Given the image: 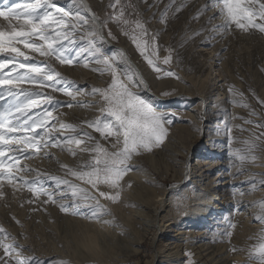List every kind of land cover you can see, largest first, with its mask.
<instances>
[{
    "label": "snow or ice",
    "instance_id": "6c2138e0",
    "mask_svg": "<svg viewBox=\"0 0 264 264\" xmlns=\"http://www.w3.org/2000/svg\"><path fill=\"white\" fill-rule=\"evenodd\" d=\"M144 2L152 9L160 0ZM185 7L183 0H168L159 12V23L166 26ZM107 8L110 11L101 16L87 0H70L66 7L58 0H23L10 6L5 0V5H0V198L5 196L7 186L13 195L29 194L24 203L35 205L32 212L47 211L45 206L54 205L61 213L122 229L109 204L123 202L122 194L132 187L131 181H125L128 173L143 171L133 163L134 158L152 153L168 138L170 126L178 118L169 103L188 101L190 97L177 95L175 89L161 91L158 96L152 94L148 77L132 65L123 50H106L108 40L116 39L109 27L112 24L151 69L148 76L187 83L171 67L178 62L173 49L164 48L166 54L160 55L159 30L148 27L151 16L145 19L133 0H109ZM209 11L212 15L208 20L219 22L212 24L204 44L236 31L264 35V0H206L192 19ZM203 30L191 32L187 39ZM81 64L104 78L102 86H80L57 69V65ZM248 91L259 109L249 103L243 91L227 85L228 103L248 113L247 117L232 115L231 120L243 123L230 125L227 110L223 111L232 177L246 171V164H255L257 153L264 151V97L251 88ZM57 94L67 99L61 100ZM89 96L92 99L88 102L82 99ZM74 106L93 108L97 114L78 123L68 122L62 109ZM182 106L186 105H177ZM220 115L217 112V119ZM234 129L249 135L238 140ZM236 143L241 146L236 147ZM52 149L69 154L77 163L70 165L57 159L58 172L39 170L28 163L37 157L56 159ZM184 179H189L187 171ZM241 183L249 185V193L254 192L264 187V173H252ZM232 187L233 197L241 198L234 208L238 211L245 192L236 185ZM192 199L185 193L174 200L178 216L206 207L192 204ZM247 203L260 223L258 233L248 238L253 242L243 248L231 244L232 229L236 227L231 215L220 235L228 239L229 251L246 253L244 261L233 264H264V197ZM125 207L135 204L125 203ZM12 219L20 224L15 217ZM26 252L27 246L0 226V264H72L70 259ZM186 257L188 264H193L191 253Z\"/></svg>",
    "mask_w": 264,
    "mask_h": 264
},
{
    "label": "rangeland",
    "instance_id": "374dc122",
    "mask_svg": "<svg viewBox=\"0 0 264 264\" xmlns=\"http://www.w3.org/2000/svg\"><path fill=\"white\" fill-rule=\"evenodd\" d=\"M87 1L92 10L101 16L104 15L105 11H110L107 8L109 0ZM21 2L23 0H7V6ZM58 2L61 6L66 7L70 0H58ZM205 2L206 0H183L186 7L175 18H170L165 26L159 23L158 16L168 0H160L159 5L152 9H148L144 0H133L145 19L151 16L148 27L152 30H159L160 55L166 54L164 48L170 47L173 49L178 62H174L171 67L183 80L187 81L186 84L172 78H165L160 81L155 78L154 74L148 76L151 69L136 53L131 42L112 24L109 27L116 35V39L109 40L114 46L125 45L126 52L128 51L127 55L129 54L128 56L133 59V63L136 65L135 68L140 69L148 77L151 92L157 96L161 91L172 89H175L176 93H183V96L185 94L195 96V98L188 101H172L169 103L168 107L176 110L178 117L170 126V129L175 126L178 129L175 132L169 131L168 138L161 147L154 149L152 153L137 156L133 160L134 164L139 165L156 181V184H153V181L145 183L150 187V196L161 194L162 191L169 188V185H174L180 181L178 179H182L184 174L183 164L188 157V151L193 150L194 153L197 151L198 154L193 157L192 161L195 168L191 177L196 174L202 177H194L193 179L190 177L186 186L171 191V194L174 200L185 193L193 196L200 185L203 187H206L207 184L213 186V184L217 185L218 180H227L228 183L223 186V192L221 193L225 202L230 205L231 219L236 225L232 229L231 244L243 248L253 242L248 238L257 234L260 228L259 221L254 219L252 215L253 208L247 202L264 197V187L249 193V185L241 182L246 180L252 173H264V167L258 166L264 165V151L257 153L259 159L255 164L248 163L245 165L246 171L242 174L236 177L230 176L229 173L234 169L229 168L228 144L223 132V111L227 110L230 125L243 123L239 119L231 120L232 115L244 117L248 115L246 109L234 107L228 103V84L235 85L236 88L243 91L248 97L249 103L259 109V105L256 104L248 89L251 88L258 96L264 97V72L260 71L261 68H264V35L258 32L247 34L236 31L224 38L217 36L214 41L208 44L202 43L205 37L210 34L208 30L211 29L212 24L219 22L218 20L211 22L208 20V17L212 15L211 11L203 14L199 19H192L197 9ZM147 3H152V0H147ZM0 5H5V0H0ZM200 29H204L200 35L187 39L191 32ZM105 47L108 52L113 51V47L108 46V44ZM217 53L219 59L216 58ZM57 69L70 80L78 82L80 86H102L104 83L103 77L83 67L82 64L73 66L57 65ZM57 96L61 100L67 99L62 94H57ZM201 98L205 99L208 110L201 107ZM82 99L88 102L92 97H83ZM178 104L186 106L178 108ZM62 110L66 113L65 120L73 123H78L84 118H92L97 114L93 108H82L80 106H74L71 109L65 107ZM217 112L221 113L219 119H217ZM200 125L203 126V133L202 131H196V128L201 129ZM244 127L251 126L244 125ZM218 128L220 129L219 132H217ZM233 135L238 140H242L247 138L249 134L234 129ZM235 146L240 147L241 145L236 143ZM52 151L56 159L37 157L29 160L28 163L39 170L51 172H58L59 170L57 159L70 165L77 163L76 158L67 153H61L58 149H52ZM86 158L85 156L84 159ZM194 172L195 174H193ZM130 173L126 175L125 181H129L128 176ZM195 179H199V181ZM137 183L136 186L142 185L140 181ZM232 185H236L238 189L245 192L242 197L244 203L239 204L238 211H234V208L237 207V200L241 198L239 196L233 197L232 192L234 189ZM4 191L5 196L0 198V226L15 235L19 243L27 246L26 254L43 257L44 254L51 253L59 254L64 258L75 257L76 253H80L81 250L85 249L82 242L88 236L90 229L93 226L99 227L97 223L61 213L54 205L45 206L47 211L37 210L32 212L30 209L35 205L24 203L29 198L27 192H16L13 195L12 189L7 186ZM124 193L122 194L123 199ZM131 193H135V188ZM130 199H128L129 201L124 199L123 202L109 204L117 221L122 224L123 228L106 227V232L110 236L114 233L119 243L118 259L124 258L125 264H151L155 252L165 248L164 245L167 243L163 238V236L169 234V227L165 226L167 220L172 218L170 220H174L176 223H186L187 219L186 216H178L176 208L173 210L174 207H171L164 217L159 218L149 210L143 211L147 222L145 224H142L141 221L136 222L130 212L136 210L135 207L140 210L144 209V204H140L134 196ZM125 203L135 204V207H125ZM12 217L19 220L20 224H17ZM225 221L226 219L218 221L217 224L215 222V225L205 226V230L209 234L205 237V234H199L202 229L200 230L198 227L187 228L190 231V239L182 241L187 245L180 246V252L185 256L178 260L181 262H178V264H188L186 253H191L190 259L193 264H224L220 260L215 262L214 257L207 252L211 249L226 258H238L240 262L244 261L246 253L229 251L228 239L220 235L224 230ZM162 223L164 226L160 228L159 224ZM121 231L124 234H121ZM202 242L207 244L205 245L206 250L201 247ZM174 243L178 242L174 241ZM134 246L138 249L135 252L132 251Z\"/></svg>",
    "mask_w": 264,
    "mask_h": 264
},
{
    "label": "bare ground",
    "instance_id": "6f19581e",
    "mask_svg": "<svg viewBox=\"0 0 264 264\" xmlns=\"http://www.w3.org/2000/svg\"><path fill=\"white\" fill-rule=\"evenodd\" d=\"M108 46L113 47V51L116 49H120V50H123L126 53V55L128 53V51L126 52L125 45L123 46L119 44L117 46H114V44H112V42L108 40ZM128 58L130 62L132 63V65L135 67L136 65L133 63L134 62L133 59L129 56ZM138 70L141 72L140 69ZM151 93L155 94L153 92ZM177 95H184V94L177 93ZM185 96L190 97V99L195 98V96L193 95L191 96V94L190 95L185 94ZM201 107L204 110H208V105L206 104V101L203 98H201ZM200 128H201L200 129V132H201L203 130V126L200 125ZM177 129L178 127L175 126V127H172L170 130L171 132H175ZM206 142H208V140H206ZM197 154H198L197 151L194 153L193 150H189L188 157L184 161V164H183L184 165L183 172L184 173L185 171L188 172L189 179L185 181L184 174H183L182 179H178L180 181L174 184V185H179V187H174V188L169 187L167 190L162 191L161 194L150 196V192H149L150 187L145 185V183L146 181L150 180V181H153V184H156V181L144 170L143 171L134 170L133 172L129 174L128 179L129 181L132 182V187L125 191L124 199L128 200L134 196V198L137 199L140 204H144V209L140 210L137 207H135L136 210H132L130 212L131 216L133 215L136 222L141 221L142 224H145V222H147L146 218L143 215V211L149 210L157 218H159V217H164L165 213H167L168 209H170L171 207H174L173 210L175 209L174 197L171 194V191L183 188L184 186L188 184L190 177L192 175L193 169L195 168L192 165L193 157L196 156ZM186 165L188 166L187 168H186ZM193 174H195V172ZM194 177L201 178L202 176H199V174H196L195 176L191 178L193 179ZM138 181L142 182L141 186H136L138 184L137 183ZM196 181H199V179ZM226 181L227 180L225 181L218 180L216 182L217 185L213 184V186H210V184H207L206 187H203L202 185H200V187L196 189L195 193L192 196L193 199L191 203L194 205H205L206 207L193 208L190 211V214L186 216V219H187V222L185 221L186 223H176L174 220H170L172 218L169 219L170 221L167 220V223L165 224V226L169 227V234L167 233L168 235L163 236L165 242L167 243L166 245H164L165 248L161 249L160 251L155 252V254L153 255L151 264H178V262H180L178 260H180L181 258H183V256H185V254H181L180 246L181 245L184 246L185 244L187 245V243H184L182 241L190 239V234H189L190 231L187 228L189 227L197 228L198 227L200 228V230L202 229L199 232V234H205L204 235L205 237L206 235H209L207 233V230H205L206 228L205 226L207 225L212 226V224L215 225L214 224L215 222L217 224L218 221L225 220L229 215L232 214L229 203L225 202L223 198L224 196L221 193L223 192L222 191L223 186L228 183ZM201 187L203 188L201 189ZM134 188H135V193H131ZM98 226L99 227L93 226L90 229L88 236L83 240L82 243L83 245H85V249L81 250L80 253H76L75 257H70V258H65V259H70L72 264H122V263L125 264L124 258L118 259L117 250L119 248V243L116 240L114 233H112L113 235L110 236L106 232V227L103 228L99 224ZM162 226H164L163 223L159 224L160 228ZM174 241H177L178 243H174ZM200 245L204 250L207 249V247H205V245H207L206 243L202 242ZM136 250L138 249L135 248L134 246L132 248V251L135 252ZM213 251L214 250L211 249V250H208L207 252L211 256L214 257L215 262L216 260H220L224 264H233L234 261L240 262L238 258H226L220 255L218 252H215V251L213 252ZM49 256L56 257V258H64V257L59 256V254L57 255V254L47 253L43 255V257H49Z\"/></svg>",
    "mask_w": 264,
    "mask_h": 264
}]
</instances>
